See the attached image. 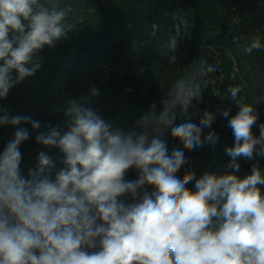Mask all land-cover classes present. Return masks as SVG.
I'll return each instance as SVG.
<instances>
[{"label": "clouds", "instance_id": "1", "mask_svg": "<svg viewBox=\"0 0 264 264\" xmlns=\"http://www.w3.org/2000/svg\"><path fill=\"white\" fill-rule=\"evenodd\" d=\"M72 11L57 0H0V100L35 75L41 65L34 57L45 46L67 38ZM181 24L188 27L184 21L174 26L170 52ZM261 49L264 43L254 36L244 50ZM175 62L170 56L169 63ZM217 69L204 59L191 63L187 77L177 79L127 132L114 130L97 110L67 101L65 130L49 125L35 137L63 154L54 176L55 162L44 151L27 177L22 174L20 146L30 131L17 126L30 123L39 130L41 123L13 116L0 104V126L16 128L0 151V264H264V192L258 187L264 176L256 164L250 174H236L238 158H264V123H258L255 101L238 98L240 86L228 88L236 113L218 110L234 136V146L225 149L232 171L197 178L185 167L190 160L184 150L219 141L214 130L204 132L217 114L190 111L203 101ZM91 92L99 96L98 88ZM178 117L183 122L176 123ZM166 133L183 149L169 152ZM133 169L136 178L127 179ZM193 181L195 191L188 187Z\"/></svg>", "mask_w": 264, "mask_h": 264}, {"label": "trees", "instance_id": "2", "mask_svg": "<svg viewBox=\"0 0 264 264\" xmlns=\"http://www.w3.org/2000/svg\"><path fill=\"white\" fill-rule=\"evenodd\" d=\"M134 1L95 0V11L77 24L81 27L78 33L81 43L78 46L68 40L72 33L70 29L76 25L73 19L70 20V31L65 39L67 43H65L64 57L56 67L59 82V87L56 90L38 92V88L41 86L37 84L33 76L13 87L7 98L0 100V104L11 115L31 116L32 119L41 123L39 130H33L30 123L17 126L28 128L30 131L29 140L20 146L21 170L25 177L28 175V170L34 168L38 163L37 156L40 151L46 152L55 162L56 167L52 170L53 176L63 167V154L59 149L46 148L36 143L35 137L39 131H47L49 125H60L61 129L65 130L63 126L67 101L75 99L81 106L97 110L106 121L115 127L122 129L124 126L127 105L131 102L128 94V78L124 74L123 61L125 59L122 55L124 42L128 40L127 36L131 38L134 30H137L139 33L137 39L139 41L152 39L151 47L153 49L163 46L161 37L165 36L163 34L165 31L171 37L176 36L174 31L167 29L166 19L159 16L155 10L145 16L146 25H135V20L131 19L129 15ZM251 1L263 13L264 0ZM152 2H156L157 7L167 8L170 12L175 11L179 6H187V2H189V5L198 11L196 14L199 15L194 19L195 30L201 28L200 31L206 32L211 29L215 30L221 25V0H202L200 7L193 5L196 0H152ZM261 13L258 15L259 18L264 16ZM187 20L193 21V19ZM131 75L134 77L133 73ZM141 77L155 85L153 90L156 93L160 92L161 81L155 72L146 70L141 74ZM93 86L99 89V96L92 95ZM15 130L16 128L11 125L0 126V151H3ZM213 130L219 134V141L215 147L205 144L193 151L184 150L190 160L189 165L185 167L194 170L197 178L205 172L223 175L232 171L228 168L231 157L225 154V149L234 146L235 143L232 130L227 126V123L213 122L211 128H206L204 132L207 134ZM253 132L256 136L259 135L258 125L254 127ZM166 141L170 152L174 148L183 149L180 141L171 137L170 133L167 134ZM238 162L241 169L239 173H236L237 175L250 174L252 165L256 164L264 176V158L257 156L253 160H246L241 157L238 158ZM178 175L182 177L183 169ZM136 176L137 172L133 169L129 171L126 178L131 180ZM188 187L195 191V182L193 181ZM258 187L264 192V184L258 185Z\"/></svg>", "mask_w": 264, "mask_h": 264}, {"label": "rangeland", "instance_id": "3", "mask_svg": "<svg viewBox=\"0 0 264 264\" xmlns=\"http://www.w3.org/2000/svg\"><path fill=\"white\" fill-rule=\"evenodd\" d=\"M57 2L61 5H71L73 8L66 22L69 27L71 25L69 22L73 19L76 27L70 29L72 33L68 40L78 46L81 43L78 36L81 27L77 24L95 11V0H57ZM201 2L202 0H196L193 5L200 7ZM190 7L187 2V6H179L175 11L170 12L167 8L157 7V3L152 0L133 2L129 15L135 20V25H144L145 16L155 10L168 22V30L175 33L174 26L180 21L186 22L188 27L185 29L183 24L180 25L181 33L177 37V47L174 52L169 51L171 35L165 30L164 33L162 32L165 36L161 37L163 46L155 49L151 47L152 39H144V41L137 39L139 35L137 30H134L131 38L127 36L128 40L124 42L122 55L125 59L124 74L128 78V94L131 102L127 105L124 126L120 129L112 124L114 130L127 132L134 122L148 111L151 103L160 101L177 79L187 77L191 71V63L201 59L209 64L216 62L218 69L217 72L210 74L208 86L203 89V101L194 102L196 107L190 111L198 115H202L204 110L212 111L217 114L214 122L227 123V119L221 117L219 111L231 107L230 115L236 113L238 109L231 100L228 88L240 86L242 91L238 98L247 104L255 101L254 106L260 114L258 123H264V49L253 50L251 53L244 50L250 45L254 36L260 37L264 43V16L263 18L258 16L261 11L251 0H221V25L215 30L205 32L200 31L201 28L195 30L194 19L199 15L196 14L198 11ZM261 14L264 15V11ZM187 19L193 21L189 22ZM65 43L67 40L61 39L52 47L45 46L34 57V62L41 65L34 75L35 81L41 86L38 92H50L59 87L56 67L63 60ZM170 56L176 57L174 64L169 63ZM146 70L155 72L160 79V92L156 93L153 90L155 85L141 77ZM181 122L183 118L178 117L176 123Z\"/></svg>", "mask_w": 264, "mask_h": 264}]
</instances>
